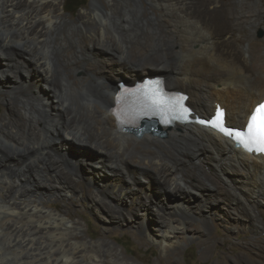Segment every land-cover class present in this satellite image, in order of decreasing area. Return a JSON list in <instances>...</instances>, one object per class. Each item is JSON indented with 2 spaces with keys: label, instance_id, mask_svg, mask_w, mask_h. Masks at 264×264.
Segmentation results:
<instances>
[{
  "label": "bare ground",
  "instance_id": "1",
  "mask_svg": "<svg viewBox=\"0 0 264 264\" xmlns=\"http://www.w3.org/2000/svg\"><path fill=\"white\" fill-rule=\"evenodd\" d=\"M104 2L93 0L73 18L62 0H0V73L14 96L0 112V264H103V256H118L103 240L78 238V222L45 205L73 195L77 175L66 167L81 158L90 160L86 180L103 181L92 202L127 205L130 221L146 204L153 210L151 189L137 186L140 177L159 171L164 193H180L157 231L147 233L161 252L176 249L179 236L193 239L188 229L212 213L222 224L230 214L232 231L243 216L261 219L255 209L264 204V156L200 121L224 110L227 127L244 129L264 100V34H257L264 0H160L163 14L150 12V18L141 0ZM151 18L162 30L144 29ZM156 78L169 93L186 97L191 120L158 124L142 137L121 130L120 106L145 102L139 91L118 97L121 82L136 89ZM106 170L111 179H103ZM196 192H204L203 201ZM206 241L199 243L210 248ZM233 249L248 264H264L257 243ZM238 253L220 256V263L244 264ZM124 261L114 259L130 264Z\"/></svg>",
  "mask_w": 264,
  "mask_h": 264
},
{
  "label": "rangeland",
  "instance_id": "2",
  "mask_svg": "<svg viewBox=\"0 0 264 264\" xmlns=\"http://www.w3.org/2000/svg\"><path fill=\"white\" fill-rule=\"evenodd\" d=\"M82 1L86 3L84 7L80 8L76 13H69L65 10V0H62L65 13H68L73 18H75L80 12L89 9L93 4V0ZM100 2L103 6H106L104 0H100ZM140 3L141 4L139 5L145 6L146 11L144 12V14L149 18L151 17L150 12L154 13L157 16L163 14V9L160 6V0H141ZM73 4L74 0H69L68 7L72 8ZM151 21L152 18L148 23L149 26L144 27V29H147L148 33L152 31L157 32L160 29L162 30L161 22L157 21L156 23H153ZM128 22L131 23V20H128ZM124 28H127L126 25H124ZM110 32L111 35L114 34L112 30H110ZM115 33H118V31H116ZM257 34L258 36H262L264 34V28L259 29ZM234 38L237 37L234 36ZM236 43L237 42L235 41L234 44ZM1 75L2 74L0 73V83L3 85V89H0V112H4L5 110H8L10 108V104L7 101H14V96L12 94V85L5 82L4 77ZM109 85H111V83H109ZM17 103L18 101L13 105L18 107ZM72 142V145L74 147L81 146L78 141ZM88 161H90L89 158H81L78 163L66 167V171H69L70 174L74 173L75 175H77L76 179L78 182L75 178V180L72 181V186L74 188L73 195H69L66 198L60 197L56 200H46L45 205L49 206L52 209L56 208L58 210L64 211L65 213H69L70 219L78 222L81 227V233H76V236L78 238L82 237L92 243L103 240L108 245V247H111L112 249L115 248L114 251H117V254L119 253L118 256H103V264H117L114 262V259L120 262L126 260L127 263L130 264H217V262L220 263V256L228 258L231 257L232 254H237L238 252H240L239 249H233V247H235L236 245L244 246L247 244L254 245L257 243L264 248V204H262L259 208L255 209V211L261 216V219L254 221L249 217L243 216L238 223V228H235L233 231L229 229V227L231 228L232 222V217L230 214H224L223 224L220 223V220H215L214 216L212 218L213 213L210 214L211 218L209 216L207 217L208 220L199 221L197 219L196 223L192 227L195 228V230H193L192 228L190 230L188 229V233L191 234L194 232L193 239L189 240L186 238V236H179V239L181 237L180 240L182 241V243L180 245H177L176 249H169L166 252H161L160 246L154 243L149 238V236H147V233H149V235H152L157 231L162 219L161 215L163 214V211L171 210L172 207L170 206L174 205V201H177L178 198H180L175 195H180V193L174 194V197H171L167 193H164V189L165 187H167V181H163L164 177L159 171H152V174L150 176H146L145 178L140 177L137 186L145 189H147L148 186V188L151 189L148 195H150L149 199L152 202L153 210L151 208H148V204L144 205L147 211L139 208L137 213H133L134 221L132 220V222L129 219V215L127 216L128 212L124 210V207H127V205L114 207V202H111V200L109 202V200L106 199L102 202H92L90 198L91 195L95 194L101 189L100 184L103 181L101 182L98 180V184L97 181H95L97 184L95 185V182L87 181L85 178L86 176L82 175L87 173V167L89 166ZM81 167L83 168L82 173L80 171ZM84 169L85 173H83ZM106 171L107 172H104L103 174V179H111L114 176L113 173L108 170ZM183 174L184 177L188 175L187 173ZM176 184L180 185L181 182L178 181L176 182ZM203 194L204 192H196V200L198 198V201H203ZM144 199V195L140 194L137 200H142L143 203L145 201ZM17 200L18 202L19 200L21 201V199ZM190 202H194L192 197H190ZM210 207L213 208L214 205H210ZM204 209L202 213H200V218H203L207 215V213H209V207ZM119 212H123V214L125 213V220H118L116 222L115 219ZM143 217H145L144 221H142ZM203 224L205 225V227L207 226V228H205ZM225 225H227V227ZM149 228L152 231H150ZM200 240H207L206 242H210L211 240L212 242H210V248L207 247V244H200ZM238 255L243 258L244 264H248L250 262L247 257L242 255V252L238 253ZM120 262H118V264H121ZM224 264L232 263L225 262Z\"/></svg>",
  "mask_w": 264,
  "mask_h": 264
},
{
  "label": "snow or ice",
  "instance_id": "3",
  "mask_svg": "<svg viewBox=\"0 0 264 264\" xmlns=\"http://www.w3.org/2000/svg\"><path fill=\"white\" fill-rule=\"evenodd\" d=\"M184 99L186 98L179 96L174 98L171 103L173 104V106H180L181 115L186 119L188 109L183 107L182 102ZM153 103L163 104L165 103V101H163L160 97L154 95ZM223 116L224 113L220 110H217L215 119L208 123H210L212 127L219 129V131L223 132L226 136H230L236 139L249 151L255 149L256 151L264 152V103H259L250 114L247 120L246 132L235 131L224 127ZM200 123L203 124L205 123V121H200Z\"/></svg>",
  "mask_w": 264,
  "mask_h": 264
},
{
  "label": "water",
  "instance_id": "4",
  "mask_svg": "<svg viewBox=\"0 0 264 264\" xmlns=\"http://www.w3.org/2000/svg\"><path fill=\"white\" fill-rule=\"evenodd\" d=\"M121 83H125V82H121ZM156 127H158L157 122L156 121H145L143 123V125L140 126V128L134 130L135 133L137 132H141V133H151V131Z\"/></svg>",
  "mask_w": 264,
  "mask_h": 264
},
{
  "label": "trees",
  "instance_id": "5",
  "mask_svg": "<svg viewBox=\"0 0 264 264\" xmlns=\"http://www.w3.org/2000/svg\"><path fill=\"white\" fill-rule=\"evenodd\" d=\"M69 0H65L66 11L69 13H76L80 8L84 7L86 3L82 0H74L72 8L68 7Z\"/></svg>",
  "mask_w": 264,
  "mask_h": 264
}]
</instances>
